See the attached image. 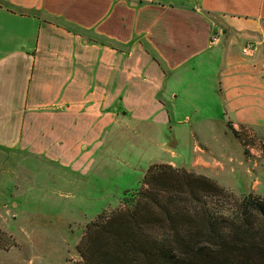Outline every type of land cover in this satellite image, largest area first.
Wrapping results in <instances>:
<instances>
[{"label":"crops","instance_id":"0c3cea01","mask_svg":"<svg viewBox=\"0 0 264 264\" xmlns=\"http://www.w3.org/2000/svg\"><path fill=\"white\" fill-rule=\"evenodd\" d=\"M226 124L264 136V0H0V202L41 166L98 178L117 146L221 185L246 170Z\"/></svg>","mask_w":264,"mask_h":264},{"label":"trees","instance_id":"16d2710c","mask_svg":"<svg viewBox=\"0 0 264 264\" xmlns=\"http://www.w3.org/2000/svg\"><path fill=\"white\" fill-rule=\"evenodd\" d=\"M75 250V264H264V198L235 199L204 176L151 164Z\"/></svg>","mask_w":264,"mask_h":264},{"label":"rangeland","instance_id":"374dc122","mask_svg":"<svg viewBox=\"0 0 264 264\" xmlns=\"http://www.w3.org/2000/svg\"><path fill=\"white\" fill-rule=\"evenodd\" d=\"M225 127L229 136L222 134L220 128L215 131L214 140L230 144L242 158L246 170L241 175L234 174L233 178L225 177L221 185H216L235 199L248 194L264 198V136L244 129H238L236 136H232L230 126ZM130 140L132 143L133 139L117 137L118 143L127 144ZM205 140L212 141V138ZM164 142L165 148L177 155L174 162L188 163L191 138L181 131L174 142L171 138H165ZM149 150L135 161V154L126 150L123 153V147L119 146L113 153H101L100 164L110 170L105 169L103 173L102 170L98 178L93 174L95 170L71 176L45 166L31 171L35 175L20 172L11 186L4 187L7 194L0 202V264L77 263L75 246L85 225L98 214L118 208L122 199L139 187L146 166L158 164L151 163L157 155L168 158L167 154L155 153L150 147ZM98 163L96 159L94 168ZM187 172L194 174L191 170ZM65 174L69 175L67 181L60 178Z\"/></svg>","mask_w":264,"mask_h":264},{"label":"built area","instance_id":"2783aa9c","mask_svg":"<svg viewBox=\"0 0 264 264\" xmlns=\"http://www.w3.org/2000/svg\"><path fill=\"white\" fill-rule=\"evenodd\" d=\"M217 41V36L215 34H213L210 37V44L213 45L215 44ZM255 44L253 42H247L242 48H241V54L245 55V56H250L252 54V52L254 51L255 48Z\"/></svg>","mask_w":264,"mask_h":264}]
</instances>
